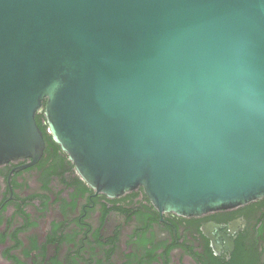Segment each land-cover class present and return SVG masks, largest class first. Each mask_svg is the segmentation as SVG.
Instances as JSON below:
<instances>
[{
  "label": "water",
  "instance_id": "95a60500",
  "mask_svg": "<svg viewBox=\"0 0 264 264\" xmlns=\"http://www.w3.org/2000/svg\"><path fill=\"white\" fill-rule=\"evenodd\" d=\"M198 216L264 197V0H0V164Z\"/></svg>",
  "mask_w": 264,
  "mask_h": 264
},
{
  "label": "flooded vegetation",
  "instance_id": "af4514ba",
  "mask_svg": "<svg viewBox=\"0 0 264 264\" xmlns=\"http://www.w3.org/2000/svg\"><path fill=\"white\" fill-rule=\"evenodd\" d=\"M36 160L0 164V264H264V197L180 216L141 188L110 198L90 189L35 115Z\"/></svg>",
  "mask_w": 264,
  "mask_h": 264
},
{
  "label": "trees",
  "instance_id": "16d2710c",
  "mask_svg": "<svg viewBox=\"0 0 264 264\" xmlns=\"http://www.w3.org/2000/svg\"><path fill=\"white\" fill-rule=\"evenodd\" d=\"M38 127H39L40 131H42V130H41V127H40L39 125H38Z\"/></svg>",
  "mask_w": 264,
  "mask_h": 264
}]
</instances>
